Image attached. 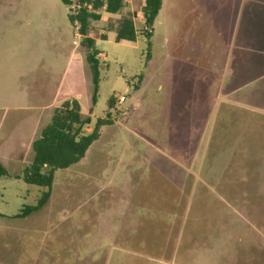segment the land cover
I'll list each match as a JSON object with an SVG mask.
<instances>
[{
	"label": "rangeland",
	"instance_id": "1",
	"mask_svg": "<svg viewBox=\"0 0 264 264\" xmlns=\"http://www.w3.org/2000/svg\"><path fill=\"white\" fill-rule=\"evenodd\" d=\"M123 1L120 13L102 8L91 21L100 54L93 103L73 2L0 0L5 169L32 165L30 141L67 101L91 118L86 132L99 118L111 123L79 163L55 171L40 211L0 216V264H264V0H163L153 27L144 0ZM203 11L221 22L219 50L211 28L199 33L201 49L187 39ZM125 17L136 42L115 41ZM217 52L215 73L207 57ZM47 190L0 188V214L35 205Z\"/></svg>",
	"mask_w": 264,
	"mask_h": 264
},
{
	"label": "trees",
	"instance_id": "2",
	"mask_svg": "<svg viewBox=\"0 0 264 264\" xmlns=\"http://www.w3.org/2000/svg\"><path fill=\"white\" fill-rule=\"evenodd\" d=\"M82 9L77 16L70 15L71 23L79 25V32L84 37L83 45L86 48V60L89 74L94 84L93 103L96 102L98 92L99 52L95 49V40L89 36L91 21H99L102 16L100 10L105 8L111 15L120 13L124 7L123 0H80ZM143 16L145 25L153 27L162 8L163 0H144ZM69 6V0H63ZM148 39L151 34L147 35ZM138 30L133 18L125 17L121 20L116 31V42H136ZM115 98L111 97L108 107L114 106ZM110 115V114H108ZM92 120L83 116L78 100L65 102L56 108L51 121L43 128L41 136L33 142L34 158L30 167L24 170L21 176L28 185L44 187L48 190L38 199L35 205H26L18 218H26L34 212L40 211L51 197V187L54 174L58 169H67L79 163L86 155L91 145L100 138L101 129L111 123L107 119L99 118L92 132H86V127ZM8 171L0 162V179L8 176Z\"/></svg>",
	"mask_w": 264,
	"mask_h": 264
},
{
	"label": "crops",
	"instance_id": "3",
	"mask_svg": "<svg viewBox=\"0 0 264 264\" xmlns=\"http://www.w3.org/2000/svg\"><path fill=\"white\" fill-rule=\"evenodd\" d=\"M251 12H252V10H251ZM207 16V14L206 13H204V11L203 12H201L200 13V22H198V23H196V25H197V28H195L194 26H195V24L194 25H192V28L190 29V33H189V36H188V38L187 39H190V40H193V42H194V45H193V47L195 48V50H197V49H201V48H203L204 47V42L201 40L202 39V36L199 34V33H201V32H203L202 30L203 29H207V31L210 29V32H212L213 34H215V36H213L214 37V39L216 40V44L214 43V41L212 42V46L211 47H213V48H217L218 50L220 49V38H221V33L223 32L221 29H222V27L220 28V26H221V22L220 21H215V18L213 17V19L209 16V14H208V16L210 17V21H205V17ZM249 28L250 27H247V30H249ZM248 32H250V31H248ZM212 36V35H211ZM210 36V39L212 38ZM218 53L219 52H217V58L216 59H214V57H215V53H213V55H212V58L211 59H209V57H207L208 58V65H210L211 67H210V71H212V72H215V73H218L219 71H220V58H219V56H218ZM100 55V54H99ZM99 55H98V57H99ZM97 57V58H98ZM214 60V61H213ZM230 61L232 62V58L230 59ZM203 62H204V60H201L200 61V63L199 62H197V72H198V68H200L199 66L201 65V66H203ZM205 63V62H204ZM85 69H86V71L89 73V71H88V68H87V63L85 64ZM202 70H204V69H202ZM72 81H74V80H72ZM75 82V81H74ZM74 82H72V83H70L69 85H68V87L70 88L71 86H73L74 85ZM67 87V88H68ZM57 93H55V95L54 96H57L58 95V93H60V92H62V90H64V86L62 85V86H60V84L58 85V86H56L55 87V89H54ZM21 95H23V96H28V94H21ZM47 95V93H45L44 91H40V92H38V93H33V95H31V96H34V97H41V96H46ZM49 95V94H48ZM37 97V98H38ZM126 102V101H125ZM125 102H123V103H125ZM54 108V107H53ZM54 111H55V109H54ZM54 113V112H53ZM35 140H33V141H30V144H32L33 145V142H34ZM154 160H155V158H154ZM0 162L2 163V165L3 166H5L4 164H3V162L1 161V159H0ZM27 167H29V166H27L26 165V167H24V168H22V169H20V171H13L12 173H9V171H8V176H5V177H2L1 179H0V188L2 189V190H5V191H7L10 187H13V186H15V187H19L20 188V191L23 193V194H26L27 196H28V194L32 191V185H28L24 180H23V178L21 177L22 175H23V173H24V170L27 168ZM95 189L93 188V187H88V188H85V193H87V194H91L93 191H94ZM120 191H123V192H125L124 191V189L123 188H121V190ZM91 199H90V201L92 200V197H90ZM20 214V212L19 213H16V214H13V215H11V216H5V215H3V214H0V216H3V217H8V218H11V219H15V220H19V219H21V218H18L17 216ZM29 217V216H28ZM89 219V221L88 222H92L91 221V218H88Z\"/></svg>",
	"mask_w": 264,
	"mask_h": 264
},
{
	"label": "built area",
	"instance_id": "4",
	"mask_svg": "<svg viewBox=\"0 0 264 264\" xmlns=\"http://www.w3.org/2000/svg\"><path fill=\"white\" fill-rule=\"evenodd\" d=\"M70 1V5L72 4L73 2V14L72 16H77L80 12V10L82 9V4H81V1L80 0H69ZM78 24V22H76V25ZM126 99H125V96H122L120 98V102H124Z\"/></svg>",
	"mask_w": 264,
	"mask_h": 264
}]
</instances>
